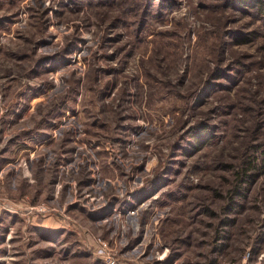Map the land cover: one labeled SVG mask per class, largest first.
I'll use <instances>...</instances> for the list:
<instances>
[{"label":"rangeland","instance_id":"374dc122","mask_svg":"<svg viewBox=\"0 0 264 264\" xmlns=\"http://www.w3.org/2000/svg\"><path fill=\"white\" fill-rule=\"evenodd\" d=\"M245 7L0 0V264H105L98 240L122 264H264V19Z\"/></svg>","mask_w":264,"mask_h":264},{"label":"built area","instance_id":"2783aa9c","mask_svg":"<svg viewBox=\"0 0 264 264\" xmlns=\"http://www.w3.org/2000/svg\"><path fill=\"white\" fill-rule=\"evenodd\" d=\"M88 250L93 256L102 259L105 264H122L119 255L111 250L104 240H98L93 247L89 245Z\"/></svg>","mask_w":264,"mask_h":264},{"label":"trees","instance_id":"16d2710c","mask_svg":"<svg viewBox=\"0 0 264 264\" xmlns=\"http://www.w3.org/2000/svg\"><path fill=\"white\" fill-rule=\"evenodd\" d=\"M239 2V3H238ZM237 5H242V6H246L245 8H252L255 11H258V14H261V18L264 19V0H236ZM249 12V11H248ZM245 39H241V41H243ZM246 42V41H243ZM206 126V125H204ZM207 127V126H206ZM208 133V129H206V131H204V133ZM196 136V141L200 142V145H205L208 140L211 138L206 134H202L201 136L195 132L194 133V137ZM263 167V164L261 165ZM262 172L264 173V170H262Z\"/></svg>","mask_w":264,"mask_h":264}]
</instances>
